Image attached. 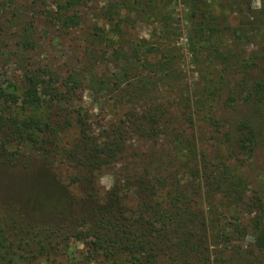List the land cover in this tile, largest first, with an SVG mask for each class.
<instances>
[{"label": "trees", "instance_id": "1", "mask_svg": "<svg viewBox=\"0 0 264 264\" xmlns=\"http://www.w3.org/2000/svg\"><path fill=\"white\" fill-rule=\"evenodd\" d=\"M177 2L116 0L90 8L108 29L97 22L82 42L89 90L104 95L113 86L121 101L141 104L142 116L128 111L123 124H135L145 140L161 130L179 164L176 175L157 158L137 155L104 191L99 173L125 153V132L113 128L102 143L88 132L85 118L72 110L75 91L85 81L82 73L63 78L35 69L18 82L0 83V170H19L29 182L46 177L53 199L45 214L0 198V264H264V188L252 189L246 174L247 162L264 146V0H182L192 29L191 53L197 61L207 58L203 87L192 99L186 92L171 96L180 78L172 66L180 33ZM86 5L87 0H63L50 14L61 28L77 29ZM233 13L238 21L230 26ZM137 21L151 26L149 38L127 40L125 29ZM99 59L119 72L90 78ZM156 92L162 101L154 100ZM172 104L182 110L190 134L166 132ZM197 122L207 127L199 136ZM71 129L74 136L67 140ZM200 179L209 196L216 192L226 200L236 222L241 202L248 215L255 213L247 225L257 250L250 254L260 255L258 260H247L246 252L237 262L212 259L206 218H198L190 199L191 193L200 195ZM246 192H251L247 202ZM246 229L234 225L231 238ZM228 239L223 234L222 241ZM72 242L82 250L72 253Z\"/></svg>", "mask_w": 264, "mask_h": 264}, {"label": "rangeland", "instance_id": "2", "mask_svg": "<svg viewBox=\"0 0 264 264\" xmlns=\"http://www.w3.org/2000/svg\"><path fill=\"white\" fill-rule=\"evenodd\" d=\"M63 0H0V83L7 84L9 82H18L22 77H26L24 73L35 69L48 68L54 73H58L60 77L78 72L84 77V83L76 89L73 97V109L81 114L87 122L88 132L95 138L96 142L102 143V137L106 132L113 128L122 127L125 134L124 144L126 151L117 155V161L112 167L109 166L99 173V186L104 190L110 189L117 176L123 173V163H134L139 158L145 156L157 158L164 164L170 166L171 173L176 175L179 164L174 162L173 155L170 151L172 147L165 134L157 131L159 136L152 140H145L144 137L136 130L135 124H123L126 112L130 111L136 118L142 116L141 104L136 101L128 102L126 99L121 101L118 90L108 91L104 95L96 94L89 90L87 81L88 75L85 73L84 51L86 44L82 43L91 31V26L99 22L97 20V12L91 14L90 8L97 10L103 8L107 2L116 0H87V5L82 11V25L77 29H63L58 21H55L50 14L55 10L58 2ZM182 0H180V3ZM177 2L176 14L179 17L178 26L180 29L179 39L177 41L178 50L174 52L176 58L173 63V69L177 70L179 79L176 81V88L171 96L178 99L180 94L187 93L189 99L193 98V94H197L203 87L204 78L202 74L207 67V58L204 56L199 61L191 53L188 44L189 31L192 32L191 25L186 21L183 12V6ZM258 3L255 2L252 8H257ZM90 12V13H89ZM238 17L231 14L228 17L230 26L237 24ZM98 26L105 27L101 22ZM134 27L126 28L125 38L128 40H138L141 38H149L151 26L141 21L134 22ZM127 46V44H126ZM94 51L97 50L93 49ZM204 55H206L204 53ZM199 62V63H198ZM216 69L213 68V74ZM119 72L114 63L109 60L99 59L95 62L89 77H105ZM125 86V85H124ZM121 86L122 88L124 87ZM166 96V95H164ZM163 94L161 92L154 93L155 101H162ZM170 98V97H169ZM172 98V97H171ZM168 112L171 115L170 125L166 127V132H177L186 129L187 133H191L189 126L183 121L182 110L172 104L168 106ZM188 113V111H186ZM264 123V122H263ZM206 129L197 122L195 133L201 135V130ZM185 131V130H184ZM74 129L67 132V140L74 136ZM190 136V135H189ZM203 147H199L201 150ZM209 151V148L206 147ZM210 156L213 153L209 154ZM246 174L251 177L252 189L264 188V146L257 149L251 159H249ZM202 167V165H201ZM210 167V166H209ZM202 172H203V168ZM212 169V168H211ZM33 171H36L33 169ZM258 173L263 179H258ZM260 177V176H259ZM28 176L16 169L0 170V198L7 200L21 201L33 207L32 210L48 214L45 210L52 203V193L50 192L47 178H34L29 182ZM185 181V180H184ZM203 179L197 180L196 183L201 186L200 195L191 193L190 199L198 218L205 216L209 228V235L206 246L211 252L212 259L220 258L221 260L234 259L235 262L243 260V255L248 258L258 260L259 256L250 254L251 251H257L254 247V230L247 225L253 218L254 214L248 215L247 209L241 202L238 222L227 209L228 203L218 193L213 192L210 196L207 192L209 186ZM194 184H191L190 192L193 190ZM197 190V189H196ZM249 190L250 186H249ZM194 191V190H193ZM259 191V190H256ZM251 192L244 195L245 202ZM27 206V207H29ZM43 214V215H45ZM43 215L41 218H43ZM45 221V217H44ZM239 226L244 228L247 226L244 235H236L231 238L230 231L233 227ZM223 234H228L229 241H222ZM82 250L81 243L72 242L70 251L72 253ZM242 255H239V254ZM214 255V256H213ZM197 263L195 258H192ZM250 260V259H249ZM211 261V259H210ZM199 262V261H198ZM23 264V263H19ZM32 264H45L42 262ZM204 264H206L204 262Z\"/></svg>", "mask_w": 264, "mask_h": 264}]
</instances>
